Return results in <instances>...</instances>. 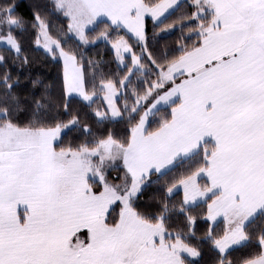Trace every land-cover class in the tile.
Masks as SVG:
<instances>
[{
  "label": "snow or ice",
  "instance_id": "6c2138e0",
  "mask_svg": "<svg viewBox=\"0 0 264 264\" xmlns=\"http://www.w3.org/2000/svg\"><path fill=\"white\" fill-rule=\"evenodd\" d=\"M0 264H264V0H0Z\"/></svg>",
  "mask_w": 264,
  "mask_h": 264
},
{
  "label": "trees",
  "instance_id": "16d2710c",
  "mask_svg": "<svg viewBox=\"0 0 264 264\" xmlns=\"http://www.w3.org/2000/svg\"><path fill=\"white\" fill-rule=\"evenodd\" d=\"M21 10H23V5H22V8H21ZM98 47H101V46H98ZM90 51H95V50H90Z\"/></svg>",
  "mask_w": 264,
  "mask_h": 264
}]
</instances>
